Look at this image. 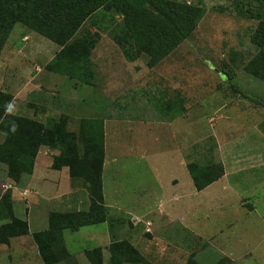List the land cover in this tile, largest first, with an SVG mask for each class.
<instances>
[{"label":"crops","instance_id":"obj_1","mask_svg":"<svg viewBox=\"0 0 264 264\" xmlns=\"http://www.w3.org/2000/svg\"><path fill=\"white\" fill-rule=\"evenodd\" d=\"M48 46L54 52L61 48L57 44L54 47L51 43ZM105 49L106 54L98 45L92 50V53L97 50L101 57L95 62L92 53L90 55V63L95 62L91 63L93 77L90 84H82L44 67H36L34 87H30L33 88L31 94L38 107L29 115L20 113L13 106L17 98H23L27 87L22 84L11 86L10 78L4 70L0 74V90L13 96L11 114L30 117L43 123L66 115L68 128L74 120L79 123L82 118L102 121L104 158L101 179L106 219L98 223L104 224L99 232L101 234L90 229L94 236L92 240L103 243L97 246L101 247L104 254L106 247L113 241L127 239L131 244H136L130 236H125L124 221L132 222L129 229L134 234L139 225L145 226L144 231L150 227L157 231L161 224L172 227L171 223L178 221L182 226V234L189 227L203 243L221 240L223 245L227 244L225 254L229 258L237 251L245 253L251 250L250 242L263 238V235L259 237L258 232L261 229L264 232V213H259L253 203L255 199H260V195L254 197L253 194L259 185L264 186V149L259 141L257 144L253 143V146L248 141L240 144L236 138L227 135V124L226 137L220 140L215 136V156L224 147L227 153L226 158L218 160L223 165L224 173L205 188L196 190L186 167L188 145L185 74L182 75L180 70L172 68L169 63H165L168 68L163 75L159 73L157 65L140 74L137 68L139 60L111 58L108 48ZM4 50L5 45L0 58ZM178 67L180 68L179 65ZM132 91L134 94L126 96ZM137 91L141 93L140 99L136 98ZM159 91L163 92L165 99L162 106L156 104L159 107L157 110L154 103L150 105L143 98L154 100L159 97ZM88 93L108 99L98 116L83 103L82 99L88 97ZM226 103L229 104V101ZM21 106L20 101L18 107ZM245 108L251 107L240 109ZM251 110L256 113V109ZM257 120V126L264 125V116ZM240 146L243 147L241 150ZM251 151L255 154H251ZM58 153L57 148L47 145L39 148L32 174L25 187L6 177L5 184L16 192L11 194L12 200L18 196V201L28 200V205L25 206L29 209L24 214L29 233L12 237L9 244H0V264L11 260V249L20 251L17 253L18 264H43L31 234L47 228L48 212L87 208L88 193L83 184L78 180L71 181L66 166L60 169L51 167L52 158ZM257 170L261 175H258ZM105 176L114 182L112 199H106ZM30 193H33V197L27 199ZM84 227L75 231L79 232ZM154 238L163 243L166 241L163 237Z\"/></svg>","mask_w":264,"mask_h":264},{"label":"trees","instance_id":"obj_2","mask_svg":"<svg viewBox=\"0 0 264 264\" xmlns=\"http://www.w3.org/2000/svg\"><path fill=\"white\" fill-rule=\"evenodd\" d=\"M236 1V0H233ZM254 15L257 26L250 36L256 52L244 65V71L264 81V0ZM238 4V2H237ZM113 11L122 16L110 31L123 55L134 60L145 53L147 65L154 66L197 27L206 10L199 4L179 0H0V53L15 24H22L61 48L45 64L46 70L67 76L82 84L93 77L90 55L95 42L76 34L86 19L98 10ZM9 92L0 90V163L6 166L7 176L20 183L32 174L35 157L42 145L57 148L51 167L68 168L71 181L78 180L88 193V206L82 210H50L47 228L31 234L43 264H79L67 250L64 230L75 231L82 226L105 221L103 203L102 162L104 132L101 120L82 118L79 128L67 127V116L47 123L6 111L12 102ZM18 128L13 132L11 122ZM196 190L219 179L224 168L221 162L186 165ZM29 233L27 220L16 216L10 188L0 192V244H9L12 237ZM107 264H150L128 240L113 241L108 246ZM84 264H105L101 247L84 251ZM227 260L221 258L216 264ZM186 264H199L190 257Z\"/></svg>","mask_w":264,"mask_h":264},{"label":"rangeland","instance_id":"obj_3","mask_svg":"<svg viewBox=\"0 0 264 264\" xmlns=\"http://www.w3.org/2000/svg\"><path fill=\"white\" fill-rule=\"evenodd\" d=\"M179 1L199 4L205 8L206 12L196 29L159 61V64L155 65L161 75L163 72H167L168 65L165 66V63L172 64V68L185 74L187 80V113L185 117L187 119L188 162H219V158H226L225 147L222 148V151H217L215 156L217 147L215 136L223 140L228 133L226 132L227 124H229L227 135L230 138H236L240 144L248 141L252 146L253 143L257 144L259 141L264 149V125L257 126L256 124L257 118L264 116V81L244 71V65L256 52V47L250 42V36L258 23V20L253 18L258 11L257 3L253 0ZM262 16L264 17V9H262ZM121 19L122 16L113 11L98 10L84 21L76 37H85L95 42V46L98 45L105 54L107 51L105 48H108L112 55L111 58H125L123 55L125 46L119 47L114 42V38L110 36V31ZM24 36H28L27 39H22ZM6 42L5 50L0 58V74L4 70L10 78L11 86L22 84L27 87L23 98H17L13 102V106L19 109L20 113L29 115L38 107L31 94L36 67L42 69L47 60L56 53L48 46L51 43L55 47V44L22 24L13 26ZM100 57L97 50L92 53L93 61L98 62ZM136 59L139 60L137 68L140 70V74L145 73V70L150 68L147 65V55L142 53ZM93 61L91 63H95ZM132 94H134L133 91L127 93L126 96ZM140 94L137 91L136 98L140 99ZM158 95L159 97L154 100L150 98H143V100L147 99L150 105L154 103L158 110L159 107L156 104L162 106L165 99L163 92L159 91ZM82 100L93 113L96 112L95 116H98V113L104 108L103 106L108 103V99L89 95V93L88 97ZM227 100L229 104L226 103ZM20 101L22 106L18 107ZM223 104L225 105L222 106ZM243 107L251 108L240 109ZM252 108L256 109V113L251 110ZM168 115L170 116V113ZM78 124L74 120L69 124L68 129L76 131L79 128ZM242 148L240 146L239 150ZM252 150L255 151L253 147ZM253 151L251 154H255ZM49 162L50 159L47 166ZM257 172L258 175H261L259 170ZM6 177H8L6 166L0 163V192L10 188L11 194H16L15 189H11V187H7L9 185L5 184ZM28 179H30V175L21 179L20 183L23 187L27 186ZM113 187L114 182L105 176L106 199L113 198ZM29 189L32 191V188ZM252 190L255 189L252 188ZM263 194L264 186L262 185H259L253 194L254 197L260 195V199H255L253 203L256 204L257 211L261 214L264 213ZM27 197V199H31L33 193L28 194ZM18 199L19 196L13 201L16 215L26 219L24 213L29 209L28 206H25L28 205V200L24 199L22 202ZM44 218H46L45 214ZM171 224L172 227L161 224L157 231L151 227L144 231L145 226L139 225L134 234L129 229V226L132 227V222L124 221L123 232L125 236H130L129 238L136 243L134 246L150 264H186L190 257L199 264H216L223 257H226L227 260L221 264H264V232L262 229L257 232L259 237L263 235V238L250 242L251 250L245 253L237 251L232 258H229L225 254L227 244L223 245L221 240L206 244L195 236L193 229L188 227V230L182 234L180 222L175 221ZM103 225L85 226L79 232L63 231L67 250L71 255H74L79 264L86 262L84 251L87 248L103 244L92 240L94 236L90 230L101 234L99 232L103 229ZM32 230H35L34 227ZM155 236L163 237L166 241L163 243L154 238ZM16 247L18 246L16 245ZM19 252L17 249H11L9 252L11 260H6L5 264H18L17 253ZM108 256V247H106L103 254L105 264H107ZM123 264L136 263L125 262Z\"/></svg>","mask_w":264,"mask_h":264},{"label":"clouds","instance_id":"obj_4","mask_svg":"<svg viewBox=\"0 0 264 264\" xmlns=\"http://www.w3.org/2000/svg\"><path fill=\"white\" fill-rule=\"evenodd\" d=\"M6 111L8 113H11L12 112V110H11V103L10 102L6 105ZM11 124H12V129L11 130L14 132L18 128V125H16L14 121L11 122Z\"/></svg>","mask_w":264,"mask_h":264},{"label":"built area","instance_id":"obj_5","mask_svg":"<svg viewBox=\"0 0 264 264\" xmlns=\"http://www.w3.org/2000/svg\"><path fill=\"white\" fill-rule=\"evenodd\" d=\"M7 187H10V186H7Z\"/></svg>","mask_w":264,"mask_h":264}]
</instances>
